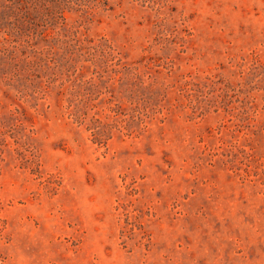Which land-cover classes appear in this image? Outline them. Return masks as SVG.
Masks as SVG:
<instances>
[{"label":"rangeland","instance_id":"374dc122","mask_svg":"<svg viewBox=\"0 0 264 264\" xmlns=\"http://www.w3.org/2000/svg\"><path fill=\"white\" fill-rule=\"evenodd\" d=\"M0 264H264V0H0Z\"/></svg>","mask_w":264,"mask_h":264}]
</instances>
